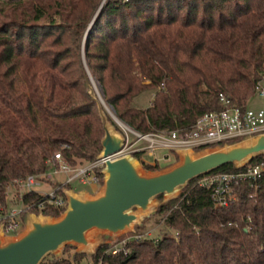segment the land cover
Here are the masks:
<instances>
[{
    "label": "trees",
    "instance_id": "obj_1",
    "mask_svg": "<svg viewBox=\"0 0 264 264\" xmlns=\"http://www.w3.org/2000/svg\"><path fill=\"white\" fill-rule=\"evenodd\" d=\"M262 77L264 0H0V205L14 179L58 166L55 153L71 166L96 159L104 134L99 97L138 132L186 130L223 108L219 93L246 106ZM146 91L153 96L142 107L135 98ZM234 170L229 163L213 171ZM195 180L156 211L174 234L133 240L114 254L102 243L91 260L264 264V174L234 185L227 206L215 205ZM39 199L34 190L23 195Z\"/></svg>",
    "mask_w": 264,
    "mask_h": 264
},
{
    "label": "water",
    "instance_id": "obj_2",
    "mask_svg": "<svg viewBox=\"0 0 264 264\" xmlns=\"http://www.w3.org/2000/svg\"><path fill=\"white\" fill-rule=\"evenodd\" d=\"M97 99L104 134L96 158H105L99 170L103 183L98 192L90 195L63 187L67 205L61 216L51 218L49 214L27 212L18 234L3 236L0 231V264H39L47 253L69 242L94 253V248L102 243L89 236L92 230L109 236L131 230L151 210V200L157 195L174 198L178 188L189 180L225 164L240 167L264 152V132H261L196 150L178 149L179 162L175 165L145 173L135 156L117 155L123 147L124 133L108 122L100 102L104 103L100 97Z\"/></svg>",
    "mask_w": 264,
    "mask_h": 264
},
{
    "label": "built area",
    "instance_id": "obj_3",
    "mask_svg": "<svg viewBox=\"0 0 264 264\" xmlns=\"http://www.w3.org/2000/svg\"><path fill=\"white\" fill-rule=\"evenodd\" d=\"M254 98L260 99L258 106H239L230 104L222 93L219 100L223 108L210 110L201 114L189 129L175 128L170 130H156L146 133L138 132L124 123H119L124 133L125 140L122 149L117 155L141 151L153 157V163L159 161L156 152L164 150L176 153L178 149L191 148L193 150L210 147L242 139L247 136L264 132V77L255 86ZM132 136L130 140L129 136ZM142 143V145L137 146ZM134 156V155H133ZM258 157V158H256ZM54 158L58 166L52 168V173L72 172L62 185L70 183L78 178L82 183L98 181L97 173L104 166L105 158H96L92 162L79 166H71L63 161L59 153ZM164 159V156H163ZM234 171H211L196 177L195 185L209 190L215 205L227 206L233 199V186L240 181H247L253 185L264 174V152L252 157L249 161ZM50 174L28 175L25 178L14 179L7 187L15 188L14 196L20 202V207H15L12 199H8L6 206L0 205V231L3 236H15L23 228V217L27 212L43 214V210L49 207L61 209L67 205V199L63 195L62 186L53 188L40 194L38 201L23 200L25 192L31 191V187L41 184L42 180L49 178ZM119 249L109 248L107 252L116 253ZM90 264H102L101 259Z\"/></svg>",
    "mask_w": 264,
    "mask_h": 264
},
{
    "label": "rangeland",
    "instance_id": "obj_4",
    "mask_svg": "<svg viewBox=\"0 0 264 264\" xmlns=\"http://www.w3.org/2000/svg\"><path fill=\"white\" fill-rule=\"evenodd\" d=\"M104 2V0H102V3ZM94 85L92 84L91 87H93ZM94 90V88H92ZM153 96V92L152 91H146L143 92L142 94H140L139 96H137V98H135V100L138 102V104L140 106H146V104H148L149 100L152 99ZM151 102V101H150ZM101 104V107L107 117L108 122L114 127L116 128L118 131L122 132V129L120 127L119 123H123L121 122L114 114V112L112 111V109L107 106L106 104ZM248 104L250 106H258L261 104V100L257 99V98H250ZM125 124V123H124ZM130 140L132 139V136H129ZM142 145V143L138 144L137 146ZM156 157L159 158V161H157V169H145L143 167V165L141 164V160L145 161L146 163H153V160L151 156H148L146 153H142L141 156L139 157L138 162L139 165L141 167V170L145 173H151V172H159V171H163V170H167L169 169L171 166L175 165L177 162H179V156L176 153L173 152H167L164 150H159L156 152ZM164 156V159H163ZM72 174V172H57V173H53L52 174V181L53 184H51L49 181H44L45 179L42 180L41 184L39 185H35L32 186L31 189L36 191V192H46L48 190H52L54 188L55 184H58L59 182L64 183L66 181V179L68 178V176H70ZM50 180V179H49ZM103 183V177L101 178V180H99L94 184L100 186ZM70 186H65V188L67 189H71L74 192H78L80 189L82 188H86L88 190H92V182H85L82 183L78 178L72 180L69 183ZM184 186H181L178 188V190L176 191L174 197L178 196L179 193L183 190ZM16 190L13 187H9L8 189V199L11 198L12 202L16 201V197L14 196ZM64 195V194H63ZM171 197H168L166 195H162V197H154L151 200L152 203V207L151 210L144 215L141 219H139V221L135 224H133V227L131 230H127L121 234L118 235H114V236H109L103 232H99L97 230H92L89 233V236L92 239H96L99 243H106L108 244L109 248H116L119 249V251H124L127 252V248L126 245L127 243L133 241V240H140V239H153V240H157L158 238H160L162 236V234L164 232H168L170 234H174L173 230L167 228L164 225L163 222V218H162V214L161 213H157V209L159 207L160 204L165 203L166 201H168ZM15 207H20V202L16 201L13 204ZM137 208H133V211L136 210ZM37 214V213H36ZM44 215V214H43ZM51 218H57V217H53L52 215H48ZM61 216V214L59 215ZM58 216V217H59ZM96 247L94 248L95 251ZM118 251V252H119ZM75 254H78L77 257V261L74 262V264H90L92 263L91 260V254L92 252H90L89 250H83L81 246L73 244V243H66V244H62L56 251L54 252H50L47 253L42 260L46 261L52 257H67L70 260H73V257Z\"/></svg>",
    "mask_w": 264,
    "mask_h": 264
},
{
    "label": "crops",
    "instance_id": "obj_5",
    "mask_svg": "<svg viewBox=\"0 0 264 264\" xmlns=\"http://www.w3.org/2000/svg\"><path fill=\"white\" fill-rule=\"evenodd\" d=\"M151 100H152V99L149 100V102H148V104H146V106L150 105V101H151ZM146 106H144V107H146ZM52 168H53V166H49V168H48V170L46 171V173H47V174H50V177H49V178H45V180H44V181H49L51 184H53V181H52V174H53V173H52ZM49 179H50V180H49ZM60 184H62V182H59L58 184H55V185H54V188L58 187ZM92 187H93L92 190H88V189H86V188H82V189H80L79 191H84V192H86L87 194L93 195V194H95V193L98 192L100 186H98V185L92 183ZM37 193H40V192H37Z\"/></svg>",
    "mask_w": 264,
    "mask_h": 264
}]
</instances>
